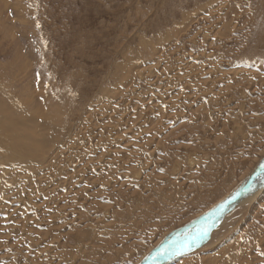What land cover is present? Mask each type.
Here are the masks:
<instances>
[{
	"label": "rangeland",
	"instance_id": "374dc122",
	"mask_svg": "<svg viewBox=\"0 0 264 264\" xmlns=\"http://www.w3.org/2000/svg\"><path fill=\"white\" fill-rule=\"evenodd\" d=\"M262 163L264 0H0V264H144ZM260 181L157 264H264Z\"/></svg>",
	"mask_w": 264,
	"mask_h": 264
},
{
	"label": "water",
	"instance_id": "95a60500",
	"mask_svg": "<svg viewBox=\"0 0 264 264\" xmlns=\"http://www.w3.org/2000/svg\"><path fill=\"white\" fill-rule=\"evenodd\" d=\"M263 173H264V163L261 166H259L257 169H255L249 181L241 188V190H239L231 198H229L226 202H224L223 206L218 210V212L212 218H209L204 222H202L201 224H199L198 227L195 230H193L190 234L182 238L174 239L170 241L168 244L161 246L158 250L150 254V256L148 257V259L145 261L144 264L157 263V261L162 260V258L173 254L178 249L189 244L192 241L193 237H198L201 235L202 237L206 236L211 230V227L213 226L217 217L222 215L229 207L233 206V204L240 201L239 199L242 198L244 195H246L249 192V190L258 183V182L257 183H253V182L258 178H260L263 175Z\"/></svg>",
	"mask_w": 264,
	"mask_h": 264
},
{
	"label": "bare ground",
	"instance_id": "6f19581e",
	"mask_svg": "<svg viewBox=\"0 0 264 264\" xmlns=\"http://www.w3.org/2000/svg\"><path fill=\"white\" fill-rule=\"evenodd\" d=\"M14 142V141H13ZM15 144V143H14ZM27 149V148H26ZM263 164V163H262ZM261 164V165H262ZM251 177V175H249L248 176V178L245 180V182H244V184L247 182V181H249V178ZM263 180V179H262ZM255 181H260V178H258V180H255ZM254 181V182H255ZM256 182V183H257ZM261 182V181H260ZM259 182V183H260ZM243 184V185H244ZM241 187V186H240ZM240 187L231 195V196H233L238 190H241L240 189ZM252 191V193H253V191L254 190H250L247 194H246V196L250 193ZM231 196H229V197H227L223 202H225L226 200H228ZM245 196V197H246ZM244 197V198H245ZM243 197H242V199L240 198L239 200L240 201H238V202H241L243 199H244ZM223 202H221V203H223ZM237 202V203H238ZM224 204V203H223ZM223 204L219 207V209L223 206ZM234 205V204H233ZM215 207H218V206H215ZM215 207H213V208H215ZM232 207V206H231ZM231 207H229L222 215H220L219 217H217V219H216V221L214 222V224H213V226L211 227V230H213V228L215 227V225H217L221 220L220 219H222L224 216H226L227 214H228V210L229 209H231ZM234 207V206H233ZM213 208L212 209H210L209 210V212L207 213V215L205 214V215H203V217H202V219H205V220H207V219H209V218H212L217 212H218V210H217V212H213ZM214 213V214H213ZM227 213V214H226ZM208 217V218H207ZM207 218V219H206ZM205 220H203V221H201L200 223H199V220H198V222L196 223V224H194V225H192L191 227H189V228H187L185 231H182V234L181 235H184L185 234V236L186 235H188L187 233L189 232V234L191 233L190 231H192V230H195L197 227H198V225L199 224H201L202 222H204ZM199 223V224H198ZM198 224V225H197ZM197 225V226H196ZM30 229V228H29ZM211 230L209 231V233L206 235V236H204V237H202V239H199L198 240V242H193V243H191V246L190 247H186V246H184V247H182V248H180V249H178L177 251H175L173 254H171V255H169V256H167V257H164V258H162V260H160V261H157V263H160V262H166V260L167 259H169V258H171V257H173L174 255L176 256V254H178V253H176V252H181L182 253V251H186V250H189V249H191V248H195V247H197V246H199L200 244H201V242H204L205 241V237H208V235L210 236V234H211ZM40 234V233H39ZM207 240V239H206ZM168 243V242H167ZM188 245V244H187ZM158 250V249H157ZM156 251V250H155ZM184 251V252H185ZM153 252V251H152ZM151 252V253H152ZM150 256V255H149ZM148 258H146V260H147ZM145 260V261H146ZM157 263H155V264H157Z\"/></svg>",
	"mask_w": 264,
	"mask_h": 264
},
{
	"label": "snow or ice",
	"instance_id": "6c2138e0",
	"mask_svg": "<svg viewBox=\"0 0 264 264\" xmlns=\"http://www.w3.org/2000/svg\"><path fill=\"white\" fill-rule=\"evenodd\" d=\"M199 239H202V235L198 237H193L191 242H198ZM191 242L188 245H185L186 247L191 246Z\"/></svg>",
	"mask_w": 264,
	"mask_h": 264
}]
</instances>
